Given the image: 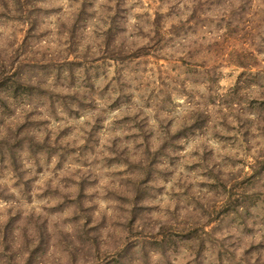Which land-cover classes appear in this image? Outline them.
I'll return each instance as SVG.
<instances>
[{
  "label": "clouds",
  "instance_id": "clouds-1",
  "mask_svg": "<svg viewBox=\"0 0 264 264\" xmlns=\"http://www.w3.org/2000/svg\"><path fill=\"white\" fill-rule=\"evenodd\" d=\"M0 264H264V0H0Z\"/></svg>",
  "mask_w": 264,
  "mask_h": 264
}]
</instances>
